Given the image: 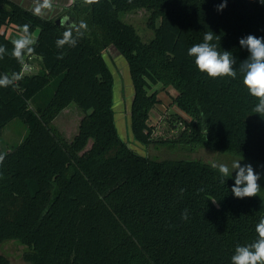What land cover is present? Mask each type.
Instances as JSON below:
<instances>
[{
    "label": "trees",
    "instance_id": "trees-1",
    "mask_svg": "<svg viewBox=\"0 0 264 264\" xmlns=\"http://www.w3.org/2000/svg\"><path fill=\"white\" fill-rule=\"evenodd\" d=\"M73 0L68 11L87 31L75 47L59 49L65 31L57 18L36 16L15 0H0V76L18 73L0 87V132L20 116L28 131L0 165V245L24 246L29 264H231L237 246L254 242L264 217V192L236 198L232 177L221 182L213 162L152 158L121 138L116 124V75L105 57L114 48L129 68L134 139L152 143L151 110L160 102L154 84L178 90L177 105L191 116L174 141L208 146L264 171V117L243 85L239 64L249 56L239 44L264 37L260 0ZM149 10L154 36L144 40L121 11ZM24 24L35 35L40 72H23L12 55L11 31ZM212 43L236 59L237 77L209 78L187 50ZM63 53V59H57ZM50 85L54 92L48 97ZM41 98V100H39ZM84 110L72 140L54 124L71 102ZM36 102V106L32 103ZM93 139L90 148L89 141ZM168 143V142H167ZM176 144V145H177ZM181 189L184 191L181 192ZM187 209V218L182 213ZM0 264H13L0 253Z\"/></svg>",
    "mask_w": 264,
    "mask_h": 264
},
{
    "label": "rangeland",
    "instance_id": "rangeland-1",
    "mask_svg": "<svg viewBox=\"0 0 264 264\" xmlns=\"http://www.w3.org/2000/svg\"><path fill=\"white\" fill-rule=\"evenodd\" d=\"M26 7H34V0H15ZM73 0H53V9L45 10L44 16L52 18H62L65 15L74 17L69 13L68 6ZM150 12L145 7H139L128 11H121L120 17L125 21L132 23L138 33L144 40H150L155 33L154 28L149 23ZM21 34V31H11L9 36L16 39ZM35 39V35L32 36ZM105 57L109 66L113 69L116 75L115 86V109H116V124L118 132L122 139L129 145L134 146L139 152L146 154L152 158H200L210 162H226L231 163L233 159H238L234 155L221 152L208 146L190 147L187 145L177 144L174 142L187 127L191 116L182 110L174 100L178 94L175 87H165L162 83L153 85L150 92L157 89L160 102L151 110L149 123L153 126V142L147 145L139 143L134 139L131 129V103L133 99V88L130 80V72L128 64L122 55L115 52L114 48L105 50ZM41 59L33 58V72H40L42 69ZM48 97L43 102H46L54 92V86L50 85L46 90ZM41 100V98L39 99ZM36 106V102L32 103ZM85 112L76 102H71L64 108L54 119V124L58 127L64 137L72 140L79 131L81 119ZM28 128L20 116L13 118L0 132V148L2 151H7L16 147L26 135ZM93 139L87 145L90 148ZM168 142V143H167ZM177 144V145H176ZM250 163L257 173L261 174V179L258 181L262 192H264V171L259 166L241 159V165ZM0 253L6 254L13 264H29L24 258V246L16 242H9L0 245Z\"/></svg>",
    "mask_w": 264,
    "mask_h": 264
},
{
    "label": "clouds",
    "instance_id": "clouds-1",
    "mask_svg": "<svg viewBox=\"0 0 264 264\" xmlns=\"http://www.w3.org/2000/svg\"><path fill=\"white\" fill-rule=\"evenodd\" d=\"M84 4H96L99 0H82ZM264 3V0H260ZM227 6V0H223L218 5L217 11H222ZM53 9V0H34L33 14L41 16L45 10ZM60 26L65 29L62 38L56 40V46L63 49L65 46L73 48L77 45L78 39L83 37L87 31V24L80 21L79 24L72 21L71 17L65 15L60 20ZM218 38L212 31L204 33L203 41L192 45L187 54L194 57L197 69L201 73L207 74L209 78L237 77V70L234 68L236 59L229 51H219L212 41ZM13 49L11 55L21 64L24 63L25 55H31L34 52L33 45L36 43L30 32V26L24 24L21 27V34L18 38L12 40ZM239 44L242 48L247 49L249 56L239 64V71L243 74V85L246 87L250 96L256 98L258 103L252 111L264 117V37L248 35L241 38ZM6 48L0 46V59L6 53ZM57 59H63V53L58 55ZM21 79L18 73L11 76H0V87H9ZM6 154L0 153V165L3 164ZM241 159H233L231 163L213 162L212 167L220 173L224 183L225 180L232 177L235 172V183L231 188L236 198H251L257 196L261 191L258 181L261 174L257 173L253 166L248 163L241 165ZM184 190L181 189V192ZM182 218H187V209L182 213ZM257 239L247 245L237 246L231 257V264H264V217H261L255 226Z\"/></svg>",
    "mask_w": 264,
    "mask_h": 264
},
{
    "label": "built area",
    "instance_id": "built-area-1",
    "mask_svg": "<svg viewBox=\"0 0 264 264\" xmlns=\"http://www.w3.org/2000/svg\"><path fill=\"white\" fill-rule=\"evenodd\" d=\"M30 58V57H28ZM28 58H26L24 60V63H23V72H32L34 66L28 62Z\"/></svg>",
    "mask_w": 264,
    "mask_h": 264
},
{
    "label": "water",
    "instance_id": "water-1",
    "mask_svg": "<svg viewBox=\"0 0 264 264\" xmlns=\"http://www.w3.org/2000/svg\"><path fill=\"white\" fill-rule=\"evenodd\" d=\"M61 19H62L61 17L60 18H57V21L60 22Z\"/></svg>",
    "mask_w": 264,
    "mask_h": 264
},
{
    "label": "crops",
    "instance_id": "crops-1",
    "mask_svg": "<svg viewBox=\"0 0 264 264\" xmlns=\"http://www.w3.org/2000/svg\"><path fill=\"white\" fill-rule=\"evenodd\" d=\"M29 8L33 9L32 7H29Z\"/></svg>",
    "mask_w": 264,
    "mask_h": 264
}]
</instances>
